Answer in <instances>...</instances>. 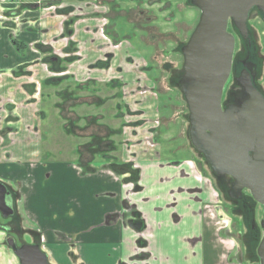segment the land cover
I'll list each match as a JSON object with an SVG mask.
<instances>
[{"label": "crops", "instance_id": "1", "mask_svg": "<svg viewBox=\"0 0 264 264\" xmlns=\"http://www.w3.org/2000/svg\"><path fill=\"white\" fill-rule=\"evenodd\" d=\"M42 3L46 4V0ZM68 4L75 5V2ZM42 14L43 10L29 13L16 31L13 22L0 20V132L6 131L0 133V180L10 185L19 184L24 189V208L31 216H36L38 228L45 238L43 247L49 262L243 264L234 227L226 215V205L209 175L202 173L191 158L163 160L158 143L152 142L150 136L147 139L151 141L147 143L141 138L124 137L118 161L129 166L121 169V173L105 165L93 173H85L78 162L55 163L41 157L39 145L33 144L37 137L33 116L39 109V105L31 100L35 85L30 78L14 76V71L32 64V77L40 78L43 83L48 78L40 65L34 64L39 54L27 48L20 56L10 37L15 32L16 39L36 45L45 43L44 37L59 33L57 30L50 32L43 24L31 26L39 15L43 19ZM50 17L54 22V17ZM39 28L41 35L37 36L35 31ZM110 42L103 36L96 43L93 60L89 56L86 62H76L75 75L70 79L74 89L76 83L108 82L112 77H122L124 89L130 92H135L136 85L140 86L131 82L132 87L128 88L131 67H140L141 73L146 68L145 63L140 64L134 55L127 54L124 56L126 61L119 59L114 67L111 63L110 67L95 64L98 59H103L105 52L114 54L123 48L124 42L119 45ZM108 44L110 50L106 48ZM129 58L133 63L128 62ZM119 66L122 73H111ZM60 86L58 88H62ZM57 92L54 91L55 96ZM143 93L145 90L139 96ZM126 103L128 106L129 101ZM156 108L155 100L149 112L150 116L156 117L157 123ZM136 110L139 115L144 111L141 107ZM136 110L131 111L128 107L129 115ZM10 116L17 117L22 127L14 128L12 124L16 120ZM139 124H142L139 119L128 121L131 135L138 133ZM148 130L151 133L154 128ZM16 145L18 148H14ZM34 163L36 165L32 166ZM135 170L136 175L133 174ZM15 173L21 176L19 183ZM240 231L242 229L238 230L239 234ZM249 236L246 232L244 248L252 254L253 237ZM0 264L19 262L0 245Z\"/></svg>", "mask_w": 264, "mask_h": 264}, {"label": "rangeland", "instance_id": "2", "mask_svg": "<svg viewBox=\"0 0 264 264\" xmlns=\"http://www.w3.org/2000/svg\"><path fill=\"white\" fill-rule=\"evenodd\" d=\"M113 1L115 2L112 3ZM166 1H171V4L166 6ZM71 2H75V5L68 4ZM41 3L42 0H0V20L13 22L14 31L27 18L26 15L40 10H43V19L39 15L35 24L31 26L36 27L43 24L47 29H50V32L52 30L59 31V33L48 38L44 37L45 33H43L42 37H44L45 43L42 42L43 44L39 43L36 45L30 42L24 43L16 39L15 32L10 37L11 44L20 56L26 53L27 48L39 54V58L37 61H34V64H39L41 70L46 74V78H48V81L43 83L40 78L32 77V64L21 66L18 70L14 71V76L30 78L31 82L35 85L31 100L33 104L39 105V109L36 115L33 116V128L36 129L37 134L33 144L39 145L41 157L55 163L77 164L79 162L77 146L88 140V137L84 133H90L92 125H88V128L84 132L79 133L83 134V137H77L76 113L86 116L79 121L82 126L90 124V113L99 116L103 114L104 119L100 121L101 124L105 123L113 128L119 126L118 121L112 115L116 108H114V104L110 101H106L101 107L84 105L81 108H76V104H73L69 100L63 105L67 96L70 95L72 97L74 95V92L71 91L74 89V84L70 83V79L75 75L76 62H86L89 56L93 60L96 57V43L101 41L104 34L111 38H108V40L111 41L110 43H114V45L124 42L123 48L121 47V50L114 53L113 67L116 61L124 58L127 54L136 56V60L140 64L144 62L145 64H143L146 67L142 69L143 75L140 72V67L132 66L131 68L133 69H130L128 72V76L131 78L128 88L131 89V82L140 84L141 86L136 85L134 87L135 92L125 90L124 97L127 102L129 101V110L133 111L141 107L144 111H142L141 115L137 116V114H133L126 117V120L129 122H135L136 119H139L142 124H139L137 127L138 133L135 136L131 135V129L128 128H125L123 136L132 139L141 138L144 143L150 142V138L153 136L152 142L155 143L156 138L159 137L158 149L163 160L181 157L184 154L182 152L190 147L188 146V139L185 140L184 138L185 130L187 129V106L179 90L178 82L172 78L173 76L171 77V74L177 69L182 74V61L178 48L184 44L190 31L196 25L200 14L199 9L193 6L189 0H161L155 4L149 3L146 0L145 3H139V0H112V4L109 3L108 5L105 0H46V4L42 3L41 5ZM101 3L108 6L107 11H104L105 7L97 8L94 6V4L99 5ZM118 6V10L120 9L121 11H117L116 13L115 10H117ZM114 7L115 10L113 9ZM126 9H128L127 17L122 20L128 22V24L122 23L117 17L114 18L116 14L118 16L124 15ZM138 9L144 10L142 16L139 15ZM93 11L101 12L104 15L103 17L97 16ZM50 16L54 17V22L50 21L52 19ZM146 16H149V22H144ZM255 17L263 23L261 15L256 14V11L254 12L252 9L249 10L246 22L249 21V24L252 26L255 23L253 22ZM48 21L50 22L45 24ZM114 23L117 25L114 27L116 31H113V27L109 28ZM35 33L37 36H40L41 29H36ZM253 39L258 46V50L261 49V46L263 49V24H261L260 28L253 27ZM14 41L20 43L19 48H16ZM106 48L110 50L109 44L108 46L106 45ZM80 54L82 58L79 56ZM52 56L57 60L54 63H51L49 60ZM125 58L123 62L126 61ZM128 62L133 63V60L129 58ZM133 70L137 74H134ZM112 72H114V69ZM55 78H61L57 83H62L57 86L53 85ZM106 83L99 82V85L102 87L98 93L99 97H107L111 94V91L103 85ZM257 84L264 92V66L262 76L257 79ZM59 86L62 88H58ZM237 87V84L234 83L229 86V91L232 89L236 91ZM62 89H64V97L60 94L59 96H55L54 91H58V94ZM144 90L143 96H139ZM70 92L72 94H69ZM134 100L138 101V103L134 102ZM155 100L157 123L154 121L156 117L150 116L149 112L153 109ZM224 100L226 101L227 98ZM166 104H170L167 106L168 108L165 107ZM136 112L138 111L136 110ZM13 113L16 115L15 112ZM10 118L16 120L12 124L14 128L18 129L22 127V124L18 123L17 117L13 116L12 118L10 116ZM149 127L151 129L154 128L151 133H149ZM5 129L8 128L5 127ZM9 129L11 128L9 127ZM4 132L6 133L5 130L0 133L3 134ZM156 135L158 136L156 137ZM148 136L150 138L147 139ZM20 145L22 146V143ZM14 148H18V145ZM119 151L116 153L118 156L120 155ZM98 164L96 162V165ZM35 165V163L32 164V166ZM15 176L18 182L21 176L17 175V173H15ZM6 185L13 194V197L11 196L13 205H15V199H17V204L15 205L16 217L13 216L7 220L10 226L13 224L12 227L4 229L0 226V244L5 242L4 238L8 235L13 236L18 243L31 241L32 244H38L40 249L45 253V248L43 247L45 238L38 228L36 216H31L24 208V189H21V186L16 183ZM225 205L226 215H228V220L234 227L233 232L241 249L243 264H259L257 257L247 252V250L245 251L244 247L246 246L247 239L246 225L242 217L236 215L238 210L231 211L230 205L227 202H225ZM254 205L256 206L254 219L259 225L260 220L263 219V205L255 201ZM239 229H242L240 231L241 234L238 233ZM262 233L263 229L261 227L259 229L260 237Z\"/></svg>", "mask_w": 264, "mask_h": 264}, {"label": "water", "instance_id": "3", "mask_svg": "<svg viewBox=\"0 0 264 264\" xmlns=\"http://www.w3.org/2000/svg\"><path fill=\"white\" fill-rule=\"evenodd\" d=\"M200 11L188 40L181 47L182 74L178 87L187 106L188 139L218 174L233 177L234 188H246L263 205V233L256 247L259 264H264V94L247 70L237 77L235 101H222L231 68L234 37L231 23L245 34L249 10L264 0H190ZM6 186L0 182V211L12 214L5 202ZM138 225V224H136ZM138 227V226H136ZM8 245L19 264H52L38 244Z\"/></svg>", "mask_w": 264, "mask_h": 264}, {"label": "flooded vegetation", "instance_id": "4", "mask_svg": "<svg viewBox=\"0 0 264 264\" xmlns=\"http://www.w3.org/2000/svg\"><path fill=\"white\" fill-rule=\"evenodd\" d=\"M111 1L112 0H105L107 5L109 3H111ZM146 1L149 3L152 2V4H155V3H159L161 0H146ZM114 2L115 1H113L112 3H114ZM140 2L145 3V0H139V3ZM189 2H190V0H189ZM166 3H167L166 6H169L171 4V1H166ZM107 5H103L102 3L99 5L94 4V6H96L97 8L105 7L104 11L108 10ZM118 8H119V6L117 7V10H115V7L113 8L116 13H117V11L118 12L121 11L120 9L118 10ZM260 8H261L260 6L255 5L251 9L254 12L256 11V14L261 15V17L263 18V23H262V21L257 20L256 17L253 19V22H255V23H253L252 26L249 24V21L246 22L245 34L240 33V31L231 23L230 20L227 23V30L234 37V47H233V52H232L230 73H229V76H228L227 81H226L224 88H223L222 101L225 98H227L226 101L229 103H232L235 101V97L233 96L234 90L232 89L229 91V86H231L234 83L236 84L237 77L239 76V74L242 70H247L251 76L252 82L255 84V86H257L258 88L261 89V87L257 84V79H259L262 76V70H263V66H264V65L262 66V64L264 63V47L262 49V46H261V49L258 50V46L256 45L255 40L253 39V27L254 28H260L261 24H263V26H264V11H262ZM138 11H139L138 12L139 15L142 16L144 14L143 9H141V10L138 9ZM93 13H95L97 16H102V17L104 15L101 12L99 13V12L93 11ZM127 13H128V9H126V12L124 13V15H126V16L119 15L120 16L119 17L118 14H116V16L114 18L117 17L118 19H120L122 21V23L125 22L128 24V22L122 20V19L127 17ZM149 20H150L149 16H146V19H144V22L145 21L149 22ZM106 21H107V19H106ZM116 26H117L116 23H114V24L110 25L109 28L113 27V31H116L114 28ZM142 29H144V28L142 27ZM191 32H192V30L190 31L189 36H190ZM104 36L106 38L111 39L110 37H108L105 34H104ZM189 36H188V38H189ZM188 38L185 40L184 44L186 43ZM119 43H120V41H119ZM184 44H182L178 48V50H180V55H181V61H182L181 64L183 63V56L181 53V47ZM113 59H114V54L112 52L107 51L103 54V59H98L95 62V64L96 65H102L103 64L106 66H109V65L111 66ZM49 60L51 63H54L55 61H57L54 56L50 57ZM181 67H182V65H181ZM114 71L116 74H119V73H122L123 70L119 66ZM180 76H181V72L178 71V69L171 74V77L176 79L177 82H178ZM89 83L99 84L98 81H89ZM109 83H111L112 85H115V87H113V90H110L111 94L109 96H107V102L110 101L112 104H114V106L116 108L115 112L112 115L114 116V118H116V120L119 123V126L117 128L120 129V135L116 136V141H117L116 144H118V151H119V150H121L122 146L124 145V139L125 138H124L123 134L125 132V128H127L129 126L128 121L126 120V117L129 116V111H128V106L126 105L127 103H126L125 97H124L125 83L123 82L122 77H119V78H113L112 77L111 79L108 80V82L106 84H109ZM63 90L64 89H62L58 93L57 96H59V94L62 95ZM262 93L264 94L263 90H262ZM58 99H60V97H58ZM119 103H121V105ZM133 114H137V116H138L140 113L134 111ZM89 115H90L89 116L90 117L89 122L92 125V130H98L100 125H101L100 121H103L102 119H104L103 114H100V116H99L97 114H91L90 113ZM187 115H188V110L186 113V127H187V129L185 130V136H184L185 140L188 139V128H189ZM152 138L154 139V136ZM175 140H177V138H175ZM188 141H189V139H188ZM156 143H158V141H156ZM188 143H189L188 146H190V147L182 152L184 154L181 155L180 158H189V156H191L190 158L195 161L196 167H198L202 173L209 175V177L211 178L210 181L212 182V184H214V187L218 190V193H219L220 197L222 198L223 202L224 203L227 202L230 205L231 211L238 210V213L237 214L235 213V214L242 217V219L246 225V228H247L246 232L250 236L252 235V237H254L259 232V229L261 228V226H260V222H259V225L255 222V219H254L255 208H256V206L254 205L255 200L252 198L249 191L246 188L236 190L234 188L235 187L234 183H233L234 179L232 176H230L228 174H218V173L214 172L209 167V165L206 163V161L202 157V154L199 153L197 150H195L192 147V145L190 144V141ZM116 156L118 158L117 154H116ZM180 158H178V160H180ZM0 182H2L6 186L7 193L5 195V202L13 211L12 214H10L8 216H3L2 212L0 211V226L4 229H8L9 227L13 226V224L10 226V224L8 223L9 221H7V220L9 218H12L16 214L15 205L17 204V199H15V205H13L14 203L12 204V202H11V196L13 197V194L10 191V189L8 188V186L6 185L7 183H5L2 180H0ZM4 239H5V242L2 243L3 245L2 244H0V245L3 246L7 251H10L12 254H13V252L11 250V247L7 243L8 239H12L16 246H20L23 243H30V244L32 243L31 241H23L21 243L20 242L18 243L13 236H8V235ZM16 259H17V257H16ZM17 261H18V259H17Z\"/></svg>", "mask_w": 264, "mask_h": 264}, {"label": "trees", "instance_id": "5", "mask_svg": "<svg viewBox=\"0 0 264 264\" xmlns=\"http://www.w3.org/2000/svg\"><path fill=\"white\" fill-rule=\"evenodd\" d=\"M14 44L16 48L20 47V43L14 41ZM54 80L55 82L53 83V85L57 86L60 84L57 83V81L61 80V78H55ZM103 85L106 86L105 88H108V90H113V87H115V85H112L111 83ZM101 88L102 87L99 84L89 83L87 81L81 84L76 83V87L73 90L74 95L72 97L70 95L67 96L63 105L69 100L73 104H76V108H81L84 105L91 107H101L107 101V97L98 96ZM69 94H72V92H70ZM62 96L64 97V90L62 91ZM119 104L121 105V103ZM169 105L170 104H166L165 107L168 108L167 106ZM85 117V115H78L76 113L77 137H83L84 135L79 133L84 132L88 128V125H91H80L79 121H81V119ZM84 134H86L88 140L86 142L78 144L77 146V156L79 161L78 163H80L79 165L83 172L93 173L97 168L104 165L106 168H109L116 173H121L120 170L122 168L128 169L129 164H121L117 161L118 158L116 156V153L118 151V144H116V136L120 135L119 128H113L106 125L105 123H102L98 130H92L90 131V133ZM157 136L158 135H156V137ZM158 138L159 137L156 138V141H158ZM96 162L99 164L96 165ZM133 174L136 175L137 171H133ZM259 240L260 235L258 232L253 237L250 246V251L255 257H257L255 251Z\"/></svg>", "mask_w": 264, "mask_h": 264}]
</instances>
